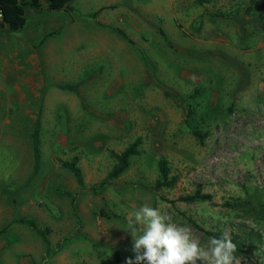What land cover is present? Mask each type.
<instances>
[{"label":"rangeland","instance_id":"rangeland-1","mask_svg":"<svg viewBox=\"0 0 264 264\" xmlns=\"http://www.w3.org/2000/svg\"><path fill=\"white\" fill-rule=\"evenodd\" d=\"M18 1L24 25L0 22V229L32 220L48 248L11 223L0 264H126L144 204L201 245L227 231L235 264L264 256V0ZM136 138L108 178L109 151ZM159 159L170 187L155 186ZM196 191L209 200L178 199Z\"/></svg>","mask_w":264,"mask_h":264},{"label":"clouds","instance_id":"clouds-1","mask_svg":"<svg viewBox=\"0 0 264 264\" xmlns=\"http://www.w3.org/2000/svg\"><path fill=\"white\" fill-rule=\"evenodd\" d=\"M128 223L141 227L130 233L135 257L126 264H235L237 245L227 231L201 245L190 226L166 222L158 208L147 204L133 212ZM252 264H264V256L255 252Z\"/></svg>","mask_w":264,"mask_h":264},{"label":"trees","instance_id":"trees-1","mask_svg":"<svg viewBox=\"0 0 264 264\" xmlns=\"http://www.w3.org/2000/svg\"><path fill=\"white\" fill-rule=\"evenodd\" d=\"M68 1L69 0H45L48 8L50 9L61 8L65 6ZM205 1L206 0H196L197 3H202ZM26 2L31 7H38L40 0H26ZM102 8L103 7H99L97 11H94L92 13V15H94ZM0 11L2 15V22L5 23L10 30H18L24 25L25 22L24 9L18 0H0ZM49 33H51V31L46 33L44 36H46ZM63 88H72V86L66 85ZM38 115H39V110H38ZM38 115L35 124L30 131V143H31L32 161H33L30 177H32L37 171L39 165V158H40V139H39L40 126H39ZM139 144H140V139L136 138L119 153L109 151V155L115 160V164L108 172L107 174L108 178H115L119 176L127 168L129 157L138 155L140 153L138 149ZM61 165L67 168L72 173L78 184H81V176L79 173V169L75 165V162L73 160L61 161ZM158 170L160 173V179L157 180L155 183L156 188L170 187L175 183L176 177L174 175L168 177V169L164 159L158 160ZM209 198L210 197L208 194H202L199 193L198 191H196L193 194L178 197L179 200L187 203L194 201L209 200ZM11 223L25 224L28 227H30L39 236L41 241L44 244H46V249L48 248V241L47 238L45 237L44 231L39 227H37L33 223V221L29 219L14 218L0 229V233L3 232L6 226H8ZM205 233L210 235L211 237H217V238L222 235L221 233L210 232V231H206Z\"/></svg>","mask_w":264,"mask_h":264},{"label":"built area","instance_id":"built-area-1","mask_svg":"<svg viewBox=\"0 0 264 264\" xmlns=\"http://www.w3.org/2000/svg\"><path fill=\"white\" fill-rule=\"evenodd\" d=\"M2 21V15H1V11H0V22Z\"/></svg>","mask_w":264,"mask_h":264}]
</instances>
